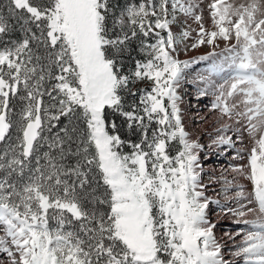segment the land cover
<instances>
[{
    "label": "snow or ice",
    "instance_id": "snow-or-ice-1",
    "mask_svg": "<svg viewBox=\"0 0 264 264\" xmlns=\"http://www.w3.org/2000/svg\"><path fill=\"white\" fill-rule=\"evenodd\" d=\"M197 6L196 0H160L158 6L143 0L117 17L110 0H8L7 16L0 12V36L14 30L13 18L25 35L0 50V142L14 126L21 134L0 154V254L8 258L0 264H234L222 257L215 225L206 218L201 145L188 139L181 123L176 89L189 62L172 55L178 38L170 26L177 12L200 23L193 48L215 45L217 38L235 41L224 49L231 83L226 92L220 86L213 108L248 122L253 147L247 178L256 207L247 209L255 218L242 221L254 230L232 255L244 264H264V8L261 0L239 7L213 0L214 30L207 31ZM110 16L111 30L121 32L114 38ZM157 29L167 31V38ZM150 34L156 42H142L149 58L122 74L118 54L130 40ZM210 71L225 68L214 65ZM145 79L153 86L140 90L143 114L135 104L126 111L121 92ZM21 85L26 104L14 121L11 99L20 95ZM235 96L241 97L242 111L227 103ZM109 109L140 133L139 142L121 138ZM62 117L67 123L60 127ZM153 122L158 127L149 139ZM174 140L180 150L170 156L166 149ZM43 143L49 151L41 156ZM125 144L131 152L123 151ZM101 186L103 194L97 195Z\"/></svg>",
    "mask_w": 264,
    "mask_h": 264
},
{
    "label": "rangeland",
    "instance_id": "rangeland-1",
    "mask_svg": "<svg viewBox=\"0 0 264 264\" xmlns=\"http://www.w3.org/2000/svg\"><path fill=\"white\" fill-rule=\"evenodd\" d=\"M140 2H143V0L138 3ZM212 2L213 0H196L198 6L194 10L195 14L202 16L201 23L207 31L214 30L209 9V5ZM226 2L234 7H239L241 4L247 5L249 0H226ZM138 3H135L134 0H110L111 6L114 5L112 6V11L117 17L122 10ZM153 3L158 6L160 0H153ZM261 4L262 8H264V0H261ZM1 7L3 9L1 10L2 12L7 10L5 4H1ZM169 11L171 12V4H169ZM176 18V22L170 26L174 36L178 38L176 51L172 55L175 59L189 62V66L182 71V79L176 89L177 95L180 97L178 107L180 108L181 123L184 130L188 133V139L198 144L204 141V144H202L203 148L199 149L200 151L197 152V155L201 172L200 183L203 185L202 191L209 201L206 209V218L211 224L215 225L213 232L218 243L221 244L222 257L227 261H233L234 264H244L242 257H233L232 253L237 250V246L241 245L244 235L254 230L250 225H245L242 222L243 220L255 218L253 213H247L248 208L256 207L253 185L247 178L249 172H247L246 164L250 150L253 147V138L247 131L248 122L246 119L235 115L230 118L222 115L219 108H213L216 97L220 94V86L223 85L226 92L231 83L230 73L224 60V57H227L229 53L224 51V49L226 44L235 43V41L234 39L224 41L217 38L215 45L205 43L193 48L192 45L200 39L198 36L200 23H197L194 18L186 17L179 12L176 13ZM109 28V35L113 38L121 34L119 27L111 30L113 28L111 16L109 18ZM124 30L128 31L127 25H125ZM185 30L189 32L188 37L181 35ZM155 31H160L161 35L167 38V31L158 29ZM156 39L154 34H150L148 37L138 35L130 40L126 45L125 51L119 53L117 57L121 73L128 74L135 70L137 61H146L149 57L142 51V42L152 44L156 42ZM0 50L2 49L0 48ZM213 52L216 55L210 56L209 53ZM201 57L208 58L200 59ZM214 65H223L225 71H210ZM54 82L52 81L51 83ZM152 86V81L147 79L138 80L130 85L131 91H122L121 96L123 100H127L128 93L134 91L140 97L141 89L145 90V92H150ZM20 87V95L11 99L13 111L14 104L12 100L13 102L15 100L21 101V107L26 104V101L20 99V96L26 95L23 91V86L21 85ZM240 100V96H235L229 98L227 103L230 106L233 104L238 105L236 111H242L243 105ZM44 101L46 104L50 103L47 96L44 97ZM138 108L140 109L138 114L142 115V106L140 105ZM20 111L17 112L16 109L14 112L12 116L14 121L19 120ZM145 122L147 123V119H145ZM157 127L158 125L155 122L151 123L148 129L149 139H151L152 132ZM10 134L15 137V143L17 142V136L21 135L16 126L10 130ZM52 134L44 133L47 136ZM125 134L126 139L132 138L131 141L133 143H137L141 139L140 133L136 129H127ZM220 137H224L231 143H219ZM44 146L48 147L47 143H43L42 147ZM42 147L39 149L41 156L43 154ZM124 148L126 153L132 151L127 144ZM166 150L170 156H175L180 150L178 140L169 143ZM33 162L35 163V160ZM236 169H241V171ZM238 193H242V195H238ZM239 210L245 211L247 215L239 217L235 214ZM2 235L3 231L0 229V236ZM0 259L7 260L8 258L6 254H0Z\"/></svg>",
    "mask_w": 264,
    "mask_h": 264
},
{
    "label": "trees",
    "instance_id": "trees-1",
    "mask_svg": "<svg viewBox=\"0 0 264 264\" xmlns=\"http://www.w3.org/2000/svg\"><path fill=\"white\" fill-rule=\"evenodd\" d=\"M139 1H142V0H134L135 3H138ZM46 0H33V3H45ZM1 4H5L6 8H7V4H8V0H0V12H2L1 10L2 7H1ZM114 6V5H112ZM3 14H5L7 16V10H4L3 11ZM10 24L14 25V30L10 31L8 34L6 35H3V36H0V48L3 49L4 47H12V41H19V40H22L25 33L21 30V26H20V23L17 22V20L15 18L11 19L10 20ZM33 27V30L36 31V34L39 35V32L35 29V26L32 25ZM32 47L34 49V51L37 50V47H36V43L33 42L32 44ZM39 51L41 54H43L44 52V49H43V46L41 45L40 48H39ZM20 102L21 101H14L12 100V103L14 104V111H13V114L14 112L16 111L17 109V112L20 111L23 107L20 106ZM123 103H124V108L126 111H130L132 110V105L135 104L137 105L138 107L140 106V97L138 94H136L135 96H133L131 93H128V99L127 100H123ZM107 111V115H108V119L109 121L111 120H115L118 128H119V134L121 136L122 139L124 140H132L131 137L127 138L126 139V130L128 129L127 128V122L125 121V118L122 117V116H119L118 114H113L111 112V110H106ZM67 121L66 119H64L63 117L61 118V122H60V127H62L64 124H66ZM135 128H133L132 130H134ZM58 131V128H55L52 130V133H55ZM15 137L14 136H11V134H9V138L4 141V142H1L0 144V154L3 153L4 149L6 147H9L10 145H13L15 144ZM134 141V140H133ZM128 146V145H127ZM126 147V144L125 146ZM43 152L45 151H49V148L48 147H42L41 149ZM123 151L125 152V148H123ZM74 160V158H73ZM34 161V159H33ZM43 163V161H42ZM34 164V162H33ZM93 187H95V182H93ZM103 187L101 186L99 189H97V195H102L103 194ZM89 207H91V205H89ZM103 210H107L106 206H100Z\"/></svg>",
    "mask_w": 264,
    "mask_h": 264
},
{
    "label": "bare ground",
    "instance_id": "bare-ground-1",
    "mask_svg": "<svg viewBox=\"0 0 264 264\" xmlns=\"http://www.w3.org/2000/svg\"><path fill=\"white\" fill-rule=\"evenodd\" d=\"M233 120V119H232ZM234 121V120H233ZM231 143V142H230ZM229 143V144H230ZM202 144H204V141L203 142H201L199 145H201V148L200 149H202L203 147V145ZM198 151H200V150H198ZM248 159V158H247ZM247 162H248V160H247ZM246 162V164H247V172H249V170H248V163ZM243 170V169H242Z\"/></svg>",
    "mask_w": 264,
    "mask_h": 264
}]
</instances>
